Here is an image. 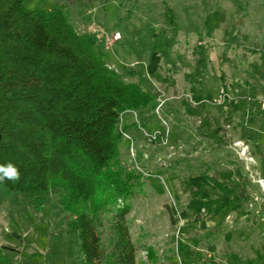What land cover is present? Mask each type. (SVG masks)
<instances>
[{
	"label": "rangeland",
	"instance_id": "1",
	"mask_svg": "<svg viewBox=\"0 0 264 264\" xmlns=\"http://www.w3.org/2000/svg\"><path fill=\"white\" fill-rule=\"evenodd\" d=\"M163 3L180 25L166 63L158 52L172 29ZM23 5L40 11L63 5L78 33L93 34L103 43L111 68L126 74V69L145 66L148 88L161 106L155 117L131 112L126 121L136 126L125 133L129 145L121 149L123 164L149 177L143 179L144 195L135 199L127 216L136 264H237L234 256L243 264H264V182L259 183L264 158V109L259 105L264 100V0H24ZM116 33L120 39L113 41ZM197 45L208 56L200 76L192 53ZM221 76L228 92L240 98V108L200 104V98L222 90ZM141 116L149 118L148 129L139 125ZM155 132L164 140L167 136V144L156 143L151 137ZM200 173L233 180L248 214L189 219L182 184ZM55 204L51 195L36 201L0 186V264H53V256H65L52 254L54 235L66 236ZM176 241L188 248L177 252ZM149 249L155 261L148 258Z\"/></svg>",
	"mask_w": 264,
	"mask_h": 264
},
{
	"label": "trees",
	"instance_id": "2",
	"mask_svg": "<svg viewBox=\"0 0 264 264\" xmlns=\"http://www.w3.org/2000/svg\"><path fill=\"white\" fill-rule=\"evenodd\" d=\"M23 2L0 0V165L12 163L19 171L18 180L5 178L0 186L36 201L55 197L66 236L54 235L52 254L65 256H53V264H136L127 216L135 199L144 195L143 179L149 177L135 166H125L121 149L129 145L125 133L136 126L126 121L131 112L155 117L159 106L148 88L145 66L119 73L109 66L106 49L95 35L74 29L65 6L27 10ZM164 8L172 35L158 55L166 63L180 25L172 10ZM153 30L151 35L157 37ZM192 53L200 76L206 49L197 45ZM220 82L221 91L229 93L223 76ZM237 100L227 104L240 108ZM148 123L149 118L141 116L143 129ZM155 140L161 142L159 136ZM249 141L258 148L254 139ZM261 165L264 182V158ZM182 186L188 194L183 210L189 219L199 214L223 220L248 214L229 178L218 181L200 173L188 176ZM183 248L188 246L176 241V251ZM147 254L155 261L150 249ZM196 255L202 259L199 252ZM234 257L237 264L244 263Z\"/></svg>",
	"mask_w": 264,
	"mask_h": 264
},
{
	"label": "built area",
	"instance_id": "3",
	"mask_svg": "<svg viewBox=\"0 0 264 264\" xmlns=\"http://www.w3.org/2000/svg\"><path fill=\"white\" fill-rule=\"evenodd\" d=\"M120 39V35L118 33H116L112 40L113 41H118ZM240 98H237L235 96H232V94L230 93H226L224 91H220L219 93H217L216 96L210 98V99H202L200 100V104H207V105H218V106H222V105H225L227 102H230V101H234V100H237ZM190 102L192 103L191 101V98H189ZM259 105L262 109H264V100H259ZM161 104H159L158 107H160ZM167 134V132H166ZM159 136L160 137V134L159 132H155L153 133V136H151L153 139H156V137ZM167 136H165V140H164V137H160V140H161V143L163 145L167 144ZM259 183L263 184V181L260 180Z\"/></svg>",
	"mask_w": 264,
	"mask_h": 264
},
{
	"label": "clouds",
	"instance_id": "4",
	"mask_svg": "<svg viewBox=\"0 0 264 264\" xmlns=\"http://www.w3.org/2000/svg\"><path fill=\"white\" fill-rule=\"evenodd\" d=\"M5 178L13 181L19 179V171L12 163L0 165V181Z\"/></svg>",
	"mask_w": 264,
	"mask_h": 264
},
{
	"label": "crops",
	"instance_id": "5",
	"mask_svg": "<svg viewBox=\"0 0 264 264\" xmlns=\"http://www.w3.org/2000/svg\"><path fill=\"white\" fill-rule=\"evenodd\" d=\"M200 215V214H199ZM197 216V215H196ZM202 216V215H201ZM195 217V216H194ZM199 222V221H198Z\"/></svg>",
	"mask_w": 264,
	"mask_h": 264
}]
</instances>
